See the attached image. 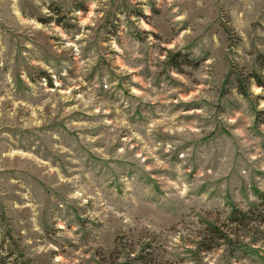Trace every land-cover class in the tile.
Wrapping results in <instances>:
<instances>
[{
    "label": "rangeland",
    "instance_id": "rangeland-1",
    "mask_svg": "<svg viewBox=\"0 0 264 264\" xmlns=\"http://www.w3.org/2000/svg\"><path fill=\"white\" fill-rule=\"evenodd\" d=\"M261 56L264 0H0V264H264Z\"/></svg>",
    "mask_w": 264,
    "mask_h": 264
},
{
    "label": "trees",
    "instance_id": "trees-1",
    "mask_svg": "<svg viewBox=\"0 0 264 264\" xmlns=\"http://www.w3.org/2000/svg\"><path fill=\"white\" fill-rule=\"evenodd\" d=\"M259 62H260V66L262 67V69H264V57H259ZM175 64L177 63V62H174ZM257 85L259 86V87H262L263 86V84H261V82L259 81V80H257ZM239 215V212L237 213V211H233V213H232V215H231V217H235V215ZM261 221H263L264 222V218L261 220ZM213 229V233H216V229L215 228H212ZM217 235H219V234H217Z\"/></svg>",
    "mask_w": 264,
    "mask_h": 264
}]
</instances>
